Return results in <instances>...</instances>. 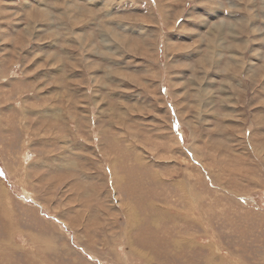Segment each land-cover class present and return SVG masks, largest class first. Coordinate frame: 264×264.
I'll return each instance as SVG.
<instances>
[{"label": "rangeland", "instance_id": "rangeland-1", "mask_svg": "<svg viewBox=\"0 0 264 264\" xmlns=\"http://www.w3.org/2000/svg\"><path fill=\"white\" fill-rule=\"evenodd\" d=\"M0 264H264V0H0Z\"/></svg>", "mask_w": 264, "mask_h": 264}, {"label": "bare ground", "instance_id": "bare-ground-1", "mask_svg": "<svg viewBox=\"0 0 264 264\" xmlns=\"http://www.w3.org/2000/svg\"><path fill=\"white\" fill-rule=\"evenodd\" d=\"M250 20V19H249ZM222 27V26H221ZM228 27V26H227ZM219 27H217L216 29H218ZM212 48V47H211ZM218 55V54H217ZM219 57V56H218ZM241 65V64H240ZM249 73V72H248ZM133 158V157H132ZM191 159V158H190Z\"/></svg>", "mask_w": 264, "mask_h": 264}]
</instances>
